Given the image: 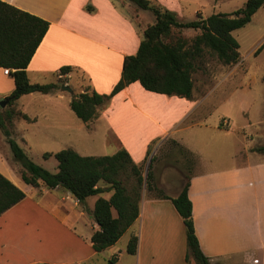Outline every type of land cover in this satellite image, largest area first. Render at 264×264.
<instances>
[{"label": "crops", "instance_id": "0c3cea01", "mask_svg": "<svg viewBox=\"0 0 264 264\" xmlns=\"http://www.w3.org/2000/svg\"><path fill=\"white\" fill-rule=\"evenodd\" d=\"M1 1L50 23L27 68L32 83H38L33 82L34 76L40 79L56 77L62 67L71 66L75 72L87 75L92 90L102 95H109L121 80L126 57L137 54L145 30L152 25L141 26L144 10L123 0ZM151 1L173 10L165 0ZM171 1L176 3L177 0ZM2 71L4 69L0 68ZM9 76L3 72L0 75L2 82ZM9 83L7 90L0 91L4 94L3 99L15 90V82ZM138 84L141 86L138 82L131 84L100 108L98 118L88 123L89 134L97 133L100 128L106 129L105 138L114 140L118 151L126 149L133 161L141 166L147 160L149 145L161 135L165 141L173 140L172 143L178 146L184 144L192 151L191 144L180 138L179 133L193 130L196 161L190 168L192 172L160 161L153 169L159 188L170 198H176L189 183L196 235L211 264H264V153L255 152V147L251 152L247 151L244 146L236 152L232 146L229 152L226 146L220 156L219 138L210 133L218 130L217 126L197 121L186 124L216 90H210L204 98L197 100L195 96L199 92L195 88L192 98L186 99L148 92ZM201 95L202 92L198 97ZM63 98V94L58 95L57 102ZM23 107L19 104L32 121H21L40 127L41 118H48V115L30 116ZM59 123H48L42 128L47 129L45 133L53 139L69 134L68 124ZM14 125V137L25 142V136L19 133L25 128L17 120ZM17 126L22 129L18 131ZM23 133H27V129ZM1 139L6 138L0 130ZM239 159L243 163L236 165ZM0 172L26 194L22 202L0 217V264H86L100 254L91 242L94 231L99 230L96 223L91 228L92 233L86 234L84 239L74 233V227L66 218L60 217L56 191L61 188L43 189L41 197L37 196L38 189L30 187L26 190L8 169L1 148ZM173 178L178 183L171 186ZM112 195V192L105 193L102 197L110 199ZM94 197H97L96 204L99 196ZM95 204L89 209L92 213ZM140 206V216L135 224L115 246L107 249L114 254L116 264H123L124 258H127L126 264H197L193 257L187 259L186 227L172 200L157 199L145 193ZM55 231L70 234L87 257L62 261L47 257L33 259L35 248L26 246L25 240L36 233L42 239L41 247L46 248L47 232ZM132 235L139 237L136 255L127 252L128 244L124 248L118 246L125 236L129 243ZM125 249L129 257L125 256Z\"/></svg>", "mask_w": 264, "mask_h": 264}, {"label": "trees", "instance_id": "16d2710c", "mask_svg": "<svg viewBox=\"0 0 264 264\" xmlns=\"http://www.w3.org/2000/svg\"><path fill=\"white\" fill-rule=\"evenodd\" d=\"M123 1L132 3L139 10L151 12L156 22L145 30L137 54L126 57L122 78L109 95L89 89L73 97L70 108L86 124L98 118L100 108L108 101L137 82L148 92L191 99L197 61L208 52L225 65L237 64L241 58L240 44L233 32L248 25L264 6V0H247L245 6L234 13L213 14L207 19L198 14V20L185 23L174 12L151 0ZM49 27L50 23L46 20L0 0V68L9 69L15 82V90L5 98L9 100L7 108L0 106V130L7 139L14 160L22 168L21 179L26 185L33 188L44 186L49 190L62 188L83 206L88 198L99 196L92 213L99 230L93 233L91 242L93 249L101 253L115 246L140 216L145 183L141 166L133 161L126 149L112 156L94 157L82 156L69 148L44 154L45 159L55 157L58 161L57 173H51L33 162L12 135L11 127L15 120L32 121L19 108L18 101L23 96L33 93L50 95L60 89L56 83H32L27 72ZM183 30H197L201 33L190 41L175 34ZM263 49L264 43L258 52ZM74 72L73 67L65 66L57 76ZM254 151L264 153V146ZM131 178L135 179L133 185L129 184ZM154 180V175L149 172L146 179L148 192L157 199L172 200L184 221L187 259L193 257L197 264H211L202 252L196 235L189 183L178 197L170 198ZM111 192L113 195L110 199L102 197ZM25 198V192L0 172V217ZM138 244L139 237L132 235L127 252L136 255ZM109 264H116V258L111 259Z\"/></svg>", "mask_w": 264, "mask_h": 264}, {"label": "rangeland", "instance_id": "374dc122", "mask_svg": "<svg viewBox=\"0 0 264 264\" xmlns=\"http://www.w3.org/2000/svg\"><path fill=\"white\" fill-rule=\"evenodd\" d=\"M165 2L172 6L173 10L171 12H174L179 20L190 23L198 20V14L207 19L213 14L234 13L242 9L247 0H177L176 3L171 0H165ZM143 13H145L143 14L145 16L141 15L140 17L141 26H143L142 24L147 26V24H154L156 22V18L151 12L144 11ZM200 33L197 30H183L175 34H180V36L191 41ZM233 36L240 44L241 58L237 64L225 65L208 52L197 61V68L193 79L196 91L202 92L203 95L198 97V93L195 98L197 100L204 98L207 92L212 89H214L213 91L216 90V92L207 97V102L186 123L188 125L192 121H197L203 122L202 124L207 122L212 127L217 126L218 130L211 131L210 133L212 136L219 138L218 153L220 156H222L223 147L226 146H228L229 149L227 151L229 152L232 146L235 152L243 146L247 151H250L253 147L256 149L264 146V49L258 52V49L264 43V6L254 15L248 25L234 31ZM0 75H3V71L0 72ZM89 79L87 75L85 76L80 72H74L63 77L51 75L45 79L34 76L32 77L33 82H38V84L56 83L60 89L55 94H50L52 96H45L40 93L26 95L18 103L24 106V110L30 116L48 115L47 119L41 118L40 127L17 119V121H20V125L25 130L27 129V133H23L25 130H21L22 128L17 126L18 131H22L19 133L25 136V142L18 137H14V134L16 135L15 125L11 127V130L13 138L25 150L33 162L51 173H57L58 161L55 157L45 159L44 154L46 152L57 153L63 149L71 148L82 156L101 157L112 156L118 151V144L112 139L105 138L106 129L100 128L97 133L90 135L88 124L82 122L70 108L69 102H71L73 97L84 93L86 90H92ZM9 82H14L12 76L7 77L4 83L0 77V91L7 90L10 86ZM63 86L70 87L73 93L63 91ZM138 86L141 87L139 84ZM60 94H63L64 98L57 102L56 98ZM3 96L4 94L0 92V102L4 100ZM58 121H60L59 124H68L69 128L66 130H69V134L57 136L53 139L49 134L45 133L47 129L42 128V126ZM192 131L187 130L179 133L180 138L184 139L187 144H191L190 148L192 151L186 149L184 144H182L183 146H178L172 143L173 140L165 141L163 135H161L160 139L149 145L146 155V157L148 156L147 160L141 165L142 174L145 179L142 198L145 193L148 196L152 195L146 188V179L149 172L154 175L153 169L158 162L163 161L164 164H172L173 166L188 169L187 172H192L190 168H192L196 161L193 153V150L196 149L193 143L196 134H193L194 132ZM197 131L199 133V130ZM199 135H201V132ZM0 148L8 169L16 178L20 179L19 183L26 190H29L30 186L26 185L21 179L22 168L14 160L7 139L0 140ZM246 153L244 152L243 154L246 155ZM153 158L154 161L152 163L151 160ZM257 159L259 160V158ZM242 163L243 161L239 159L236 165ZM173 180L174 183H171V186H174L177 182L174 178ZM154 181L157 183L156 180ZM129 184H135V179L131 178ZM35 189H38L36 190L38 192L37 196L41 197L43 189L47 188L41 186ZM61 189L56 191L59 202V215L61 218H66V221L74 227L75 234L84 236V239H86V234L92 233L91 228L95 225L92 212L89 209L93 208L97 197H90L85 206H83L71 194ZM135 228L137 229L138 226L136 225ZM47 235L49 236L48 239L44 240L46 248L44 246L41 247L40 241L42 239L40 240V237H37L36 233L29 235L25 240L24 244L26 246L35 248L36 257H33V259L47 257L62 261L68 258L87 257L78 243L74 242L75 239L70 234L55 231L47 232ZM127 239L128 237L125 236L118 246L120 248L127 246ZM125 252L126 249L124 254ZM113 256L114 254L106 250L98 254L93 260L87 261L88 263L86 264H109V261L114 259ZM126 260L127 258L122 260L123 264H126Z\"/></svg>", "mask_w": 264, "mask_h": 264}, {"label": "water", "instance_id": "95a60500", "mask_svg": "<svg viewBox=\"0 0 264 264\" xmlns=\"http://www.w3.org/2000/svg\"><path fill=\"white\" fill-rule=\"evenodd\" d=\"M62 90H63V91L70 92V93H73V90H72L70 87H67V86H63V87H62ZM8 102H9L8 99H6V100L4 99L3 101L0 102V106H1L2 108H5V107L7 106V104H8Z\"/></svg>", "mask_w": 264, "mask_h": 264}, {"label": "built area", "instance_id": "2783aa9c", "mask_svg": "<svg viewBox=\"0 0 264 264\" xmlns=\"http://www.w3.org/2000/svg\"><path fill=\"white\" fill-rule=\"evenodd\" d=\"M4 74L5 75H7V76H9L10 75V70L9 69H4ZM61 77H63V76H61ZM226 125H228L227 123H225Z\"/></svg>", "mask_w": 264, "mask_h": 264}]
</instances>
